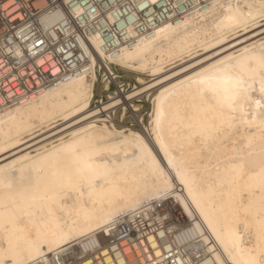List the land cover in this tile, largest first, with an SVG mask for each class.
I'll list each match as a JSON object with an SVG mask.
<instances>
[{"label":"bare ground","instance_id":"1","mask_svg":"<svg viewBox=\"0 0 264 264\" xmlns=\"http://www.w3.org/2000/svg\"><path fill=\"white\" fill-rule=\"evenodd\" d=\"M193 2L115 54L90 37L86 70L0 112V264H264V0Z\"/></svg>","mask_w":264,"mask_h":264},{"label":"built area","instance_id":"2","mask_svg":"<svg viewBox=\"0 0 264 264\" xmlns=\"http://www.w3.org/2000/svg\"><path fill=\"white\" fill-rule=\"evenodd\" d=\"M193 5V0H0V112L86 70L90 37L115 54L119 44L150 36ZM129 235L136 232L119 229V248ZM98 252V246L75 248L45 264H105ZM130 254L126 264H143V253ZM144 262L162 264L146 256Z\"/></svg>","mask_w":264,"mask_h":264},{"label":"rangeland","instance_id":"3","mask_svg":"<svg viewBox=\"0 0 264 264\" xmlns=\"http://www.w3.org/2000/svg\"><path fill=\"white\" fill-rule=\"evenodd\" d=\"M112 70L116 73H118V79L121 81V84H123V87H125L126 89H130L132 86H137L138 83L134 80V75L131 74H127L125 72H123L121 69H119L118 67H116L115 69L112 68ZM121 76V78H120ZM98 82L95 86V91H94V99L98 100L99 96H96V94L98 95L100 93V100L105 101L108 93L105 90H102L103 88H101V83H102V76L98 74ZM125 85V86H124ZM101 88V89H100ZM101 90L99 92V90ZM113 89V85L111 84L109 86V90ZM154 89L151 90L146 96L143 95V98L141 99H137V100H133L134 103L139 104V108L137 110V113L140 114L141 117V122L140 123H133V127L140 130L141 132H144L143 128L148 125V119H149V115L151 113V103L149 101V97L150 95L153 93ZM146 98V99H145ZM94 105V104H93ZM129 111H127L124 115L123 118L120 117L119 114V109L116 110V117L114 118L115 124L118 127H121L124 124H130L129 121L127 120L128 116H129ZM119 123V124H118ZM124 123V124H123ZM142 125V127H141ZM142 129V130H141ZM175 212L177 211L176 209L174 210ZM175 216H177L178 218H182L180 215L178 216L177 214H174Z\"/></svg>","mask_w":264,"mask_h":264}]
</instances>
